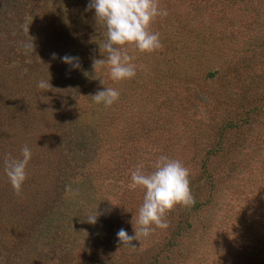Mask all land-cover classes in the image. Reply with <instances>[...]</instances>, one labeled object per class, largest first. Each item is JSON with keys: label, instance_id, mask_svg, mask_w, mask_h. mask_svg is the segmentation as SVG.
Wrapping results in <instances>:
<instances>
[{"label": "rangeland", "instance_id": "rangeland-1", "mask_svg": "<svg viewBox=\"0 0 264 264\" xmlns=\"http://www.w3.org/2000/svg\"><path fill=\"white\" fill-rule=\"evenodd\" d=\"M158 3L162 47L122 46L136 75L114 82L93 68L107 36L89 0H0V264H264V0ZM105 87L109 107L91 96ZM252 98L258 114L225 129ZM24 146L18 195L5 163ZM162 154L189 169L197 205L122 244L144 197L131 172Z\"/></svg>", "mask_w": 264, "mask_h": 264}, {"label": "clouds", "instance_id": "clouds-1", "mask_svg": "<svg viewBox=\"0 0 264 264\" xmlns=\"http://www.w3.org/2000/svg\"><path fill=\"white\" fill-rule=\"evenodd\" d=\"M87 9H94L96 19L103 21L107 36L103 44L106 55L103 59L95 60L93 68L107 64L112 81L127 80L136 75L133 57L122 46L132 45L139 52H152L162 47L159 33L149 30L150 24L157 17L168 15L167 9L159 6L158 0H89ZM77 59L67 55L61 57L62 62L72 64L73 67H79L78 63H73ZM100 82L103 84L102 80ZM37 87L46 90L51 85L49 81H40ZM119 95L117 89L105 87L91 96L95 103L109 107L118 100ZM21 157L8 159L5 163V174L18 195L27 179L26 168L32 157L31 149L24 146ZM189 175V169L180 160L163 154L156 160L153 171L145 173L140 167L132 171L130 187L143 188L144 197L138 208L134 235L130 236L124 229H120L116 233L118 241L130 245L132 240H137L138 235L149 236L153 225L167 228L164 217L169 210L176 205L187 207L193 204ZM98 215L96 212L88 216L87 221L94 224Z\"/></svg>", "mask_w": 264, "mask_h": 264}, {"label": "trees", "instance_id": "trees-1", "mask_svg": "<svg viewBox=\"0 0 264 264\" xmlns=\"http://www.w3.org/2000/svg\"><path fill=\"white\" fill-rule=\"evenodd\" d=\"M218 73V71H212L209 75L211 77H215V75ZM241 104H246L248 105L247 107L243 108V117L240 118L239 120H237V122H232V123H229L227 124L226 128L225 129H236V130H241L243 129L246 125H248V122L247 120H249V118H251L253 115H257L258 112L261 110V104L262 103H257L255 101V98H252L250 100H246V101H243L241 102ZM250 105V106H249ZM221 148V147H220ZM220 148L217 150V147H215V149L212 150V152H210L208 154L209 157H215V156H220L222 157V155L219 153V150ZM197 203H193L192 205H194Z\"/></svg>", "mask_w": 264, "mask_h": 264}]
</instances>
